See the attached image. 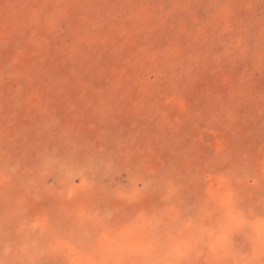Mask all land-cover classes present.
<instances>
[{
  "label": "rangeland",
  "instance_id": "obj_1",
  "mask_svg": "<svg viewBox=\"0 0 264 264\" xmlns=\"http://www.w3.org/2000/svg\"><path fill=\"white\" fill-rule=\"evenodd\" d=\"M0 264H264V0H0Z\"/></svg>",
  "mask_w": 264,
  "mask_h": 264
}]
</instances>
